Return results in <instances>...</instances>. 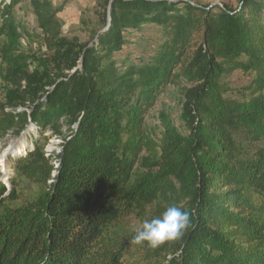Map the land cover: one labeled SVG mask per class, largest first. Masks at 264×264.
<instances>
[{
	"label": "trees",
	"instance_id": "1",
	"mask_svg": "<svg viewBox=\"0 0 264 264\" xmlns=\"http://www.w3.org/2000/svg\"><path fill=\"white\" fill-rule=\"evenodd\" d=\"M23 1L0 0L7 63L16 61L12 13ZM29 1L59 71L30 119L62 143L53 161L36 141L12 167L45 188L35 201L12 208L19 195L0 182V264H127L128 242L112 227L141 216L174 183L189 201L191 225L173 242L171 261L159 264H264V0H240L236 10L107 0L109 25L86 44L62 38L51 0ZM146 24L161 28L165 41L151 63L118 70L110 56L123 32ZM228 67L253 75L248 100L227 98ZM176 71L193 86L184 105L188 135L158 146L145 119ZM60 119L73 126L68 134ZM139 163L158 174L136 187Z\"/></svg>",
	"mask_w": 264,
	"mask_h": 264
},
{
	"label": "rangeland",
	"instance_id": "2",
	"mask_svg": "<svg viewBox=\"0 0 264 264\" xmlns=\"http://www.w3.org/2000/svg\"><path fill=\"white\" fill-rule=\"evenodd\" d=\"M191 1L209 7L218 4L228 10H236L240 4V0ZM51 2L54 8L59 10L57 17L61 24L62 38L67 41L77 44L89 43L107 24L103 21V14L106 15V21L108 19L107 0H51ZM12 15L17 36L18 50L13 53V59L16 61L7 63L0 58V155L6 151L5 156H8L5 158L8 173L4 175L0 172V181L10 191L13 187L19 195L20 200L10 204L12 208H18L35 201L45 188L15 176L12 168L15 161L23 158L36 141L44 145V152L51 155L54 161L61 151L62 140L52 131L44 130L30 119L37 101H46V94L43 93L50 88L45 86L47 83L45 81L49 78L55 79L59 75L52 61L54 54L44 45L29 0H24L18 5ZM122 36L121 49L110 56V62L115 63L118 70H124L130 64L144 66L151 63L159 46L165 41L162 29L150 24L139 26L137 30H126ZM0 41L7 42L6 38H1ZM67 73L66 71L65 74ZM174 74L178 77L177 81L162 91L145 119L148 137L158 146H162L175 136L182 138L188 135V130L183 124L184 105L186 95L193 86L182 80L178 71ZM252 80L253 75L243 68L234 70L228 67L222 78L227 98L238 103L248 100L254 91ZM59 123L62 134H68L69 128L73 127L63 119H60ZM12 142H17L14 147H11ZM260 145L264 147V141ZM155 157L158 158V155ZM157 174L156 170L145 168L139 163L131 184L138 187L140 186L138 182L142 183ZM174 186V191L169 192L164 199L156 200L141 216L132 214L122 218L112 227L116 235L128 242L124 258L127 264H159L163 260L171 261L169 253L175 248L173 243L175 240L152 249L143 244L132 243V237L145 220L159 217L169 205L187 210L191 215L186 195L180 191L177 183H174Z\"/></svg>",
	"mask_w": 264,
	"mask_h": 264
},
{
	"label": "clouds",
	"instance_id": "3",
	"mask_svg": "<svg viewBox=\"0 0 264 264\" xmlns=\"http://www.w3.org/2000/svg\"><path fill=\"white\" fill-rule=\"evenodd\" d=\"M191 225V215L175 205H169L159 217L145 220L132 237V243L156 249L166 242L180 239Z\"/></svg>",
	"mask_w": 264,
	"mask_h": 264
},
{
	"label": "bare ground",
	"instance_id": "4",
	"mask_svg": "<svg viewBox=\"0 0 264 264\" xmlns=\"http://www.w3.org/2000/svg\"><path fill=\"white\" fill-rule=\"evenodd\" d=\"M17 142H12L11 147H14L16 145ZM6 151L2 152V155H0V172L4 173V175H6L8 173V167H7V160L5 158H7L8 156L6 155Z\"/></svg>",
	"mask_w": 264,
	"mask_h": 264
},
{
	"label": "water",
	"instance_id": "5",
	"mask_svg": "<svg viewBox=\"0 0 264 264\" xmlns=\"http://www.w3.org/2000/svg\"><path fill=\"white\" fill-rule=\"evenodd\" d=\"M146 1H156V0H146ZM166 1H169V2H175V1H177V0H166ZM184 1V0H183ZM214 6H219V7H221L222 8V6L221 5H218V4H214ZM214 6H210V7H214ZM109 22H110V16H109V14H108V19H107V27H108V25H109ZM106 27V28H107ZM105 28V29H106ZM104 29V30H105ZM79 67H81V64L79 65ZM78 67V68H79ZM76 70V69H75ZM74 71V70H73ZM1 182V181H0ZM9 189V188H8Z\"/></svg>",
	"mask_w": 264,
	"mask_h": 264
}]
</instances>
